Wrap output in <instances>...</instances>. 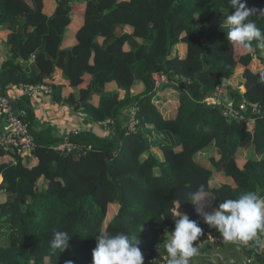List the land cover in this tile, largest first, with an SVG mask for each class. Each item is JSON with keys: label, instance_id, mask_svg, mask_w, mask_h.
Segmentation results:
<instances>
[{"label": "trees", "instance_id": "1", "mask_svg": "<svg viewBox=\"0 0 264 264\" xmlns=\"http://www.w3.org/2000/svg\"><path fill=\"white\" fill-rule=\"evenodd\" d=\"M246 4L264 9V0ZM232 11L228 0H0V40L9 52L0 95L45 86L55 103L90 119L68 138L80 149L67 154L54 150L62 138L50 128L31 130L30 97L12 101L26 113L36 147L29 156L0 148V264H92L96 236L105 231L137 237L147 263L155 246L166 250L176 201L204 228L195 243L220 237L189 202L199 186L212 211L247 192L264 198V48L253 41V51L236 57L224 23ZM250 19L264 32V16ZM41 50L53 61L35 57ZM150 71L152 81L162 76L177 92L171 112L155 104ZM237 72L242 83L231 87ZM217 87L236 109L245 99L256 111L225 117L211 100ZM126 108L134 112L133 132L119 120ZM97 125L108 133H96ZM209 148L216 154L197 162ZM239 151L250 154L241 167ZM109 206L117 209L106 223ZM56 230L72 236L61 253L50 248ZM256 238L264 248V230ZM246 248L247 264H264V255Z\"/></svg>", "mask_w": 264, "mask_h": 264}, {"label": "clouds", "instance_id": "2", "mask_svg": "<svg viewBox=\"0 0 264 264\" xmlns=\"http://www.w3.org/2000/svg\"><path fill=\"white\" fill-rule=\"evenodd\" d=\"M228 3L234 11L224 19L228 26L227 40L247 52L253 51V41H257V47L264 48V32L250 19L256 15L264 16V9L248 7L246 0H228ZM189 196V202L196 206V214L203 223L216 229L225 241L247 242L264 230V198L256 192H247L236 199H225L212 212L204 211L209 193L203 185ZM179 207L180 202L176 201L173 217L177 219L165 245L167 264H190L191 258L199 251L195 242L204 234L200 221L182 214L178 211ZM71 238L66 231H54L50 241L52 252L65 251ZM65 264H73V261L67 260ZM92 264H144V255L137 237L130 239L124 233L113 235L105 231L96 236Z\"/></svg>", "mask_w": 264, "mask_h": 264}, {"label": "built area", "instance_id": "3", "mask_svg": "<svg viewBox=\"0 0 264 264\" xmlns=\"http://www.w3.org/2000/svg\"><path fill=\"white\" fill-rule=\"evenodd\" d=\"M160 77L165 80L166 84L168 83L164 77ZM19 90L21 96H28L30 98L34 96L49 97V95L51 94V89L45 86L21 85L19 87ZM210 96L213 103H215L216 105L222 104L221 107L223 115L227 118H242V111H256L255 107H251V109L247 108L248 104L245 99L240 101L238 109H236V105L233 107L232 102L229 101L230 98L227 97L228 93L223 88L217 87ZM12 101L13 99L8 96L0 95V123H5V125H7L8 127L7 131H3L0 135V148L19 156H29L36 147L35 138L34 135L30 132L29 124L26 121V113L24 111L16 110L13 106ZM129 112V122L133 123L134 130L135 120L133 109H130ZM82 131H85V129H83ZM129 132L133 131L129 130ZM79 149L80 147H78L74 143L69 142L68 140H63L54 146V150L66 152L67 154ZM256 239L257 238L255 237L254 240H250L247 247L252 248L254 254L264 255V248H259L256 246ZM222 240V237L214 238L208 236L205 241L199 242L197 244L199 250L198 253H200L204 244L216 243ZM152 252L156 254V256L150 257L148 262H144V264H167L168 255L166 250L164 251L161 246H155ZM144 254L148 253L145 252Z\"/></svg>", "mask_w": 264, "mask_h": 264}, {"label": "crops", "instance_id": "4", "mask_svg": "<svg viewBox=\"0 0 264 264\" xmlns=\"http://www.w3.org/2000/svg\"><path fill=\"white\" fill-rule=\"evenodd\" d=\"M4 36L5 33L0 30V37ZM8 57V49L0 40V68ZM7 96L13 100L19 98L21 96L19 88L14 87L7 93ZM30 105L34 113L32 126L35 132H42L50 128L51 134L54 137L62 138L63 141L68 140L70 135L86 128V115L75 113L71 108L58 105L50 97L34 96L30 99ZM102 126L107 127L101 125L100 128ZM7 128L5 123H0V135L3 131H7ZM100 128L99 132L103 131ZM93 130L95 131V129ZM4 199L5 197L2 195L0 201H4ZM206 209L208 212H212L210 205L205 204L204 211ZM220 237L222 236L220 235ZM247 244L244 241L229 242L224 239L216 243L204 244L200 253L190 260V264H247L245 255Z\"/></svg>", "mask_w": 264, "mask_h": 264}, {"label": "rangeland", "instance_id": "5", "mask_svg": "<svg viewBox=\"0 0 264 264\" xmlns=\"http://www.w3.org/2000/svg\"><path fill=\"white\" fill-rule=\"evenodd\" d=\"M235 50H236V57L239 56V53L241 52V49L238 48L237 46H235ZM153 81L156 83V87L157 90L155 92V99H156V105L158 104H161V109H168L170 112L174 109L173 107L177 106L178 104V97H177V92L173 89V88H170V87H166V86H163L165 85V80L163 78H161L160 76H157V75H154L153 76ZM233 83L231 85V87H234V85H239L240 83H242V79H241V72H237L235 73V76H234V79H233ZM230 83V84H231ZM109 87H112V86H108L107 88ZM238 91L242 92V91H245V88L243 85H240L238 88ZM136 90H134L135 92ZM228 92V91H227ZM229 99L230 102L233 101V97L232 95L228 92V96H227ZM251 107H255L254 105H247V108L248 109H251ZM128 113L129 112V109L126 108L123 112H122V116L120 117V122L122 123V126L123 127H126L127 129H129L130 131H134L133 130V123H130L129 122V117H128ZM34 123V122H33ZM101 125H97L96 128H95V132L98 133L99 131V128H100ZM106 126V125H105ZM103 129L104 132H107L109 131L108 129V126L107 127H104L102 126V128H100V130ZM105 129V130H104ZM31 130L33 131V126L31 128ZM97 130V131H96ZM35 131V130H34ZM152 152L155 153V154H160L159 150L157 148H153L152 149ZM216 153L215 151L213 150V148H209L208 150L202 152L201 154H199L196 158L197 162H202V163H206V159L205 158H208V156H214ZM250 156V154L246 151H239V154H238V157H237V164L239 167H241L242 163ZM217 183L220 184L219 180L217 181ZM219 184H216V185H219ZM207 201L210 202V200L207 198ZM107 207V206H106ZM117 209V206H109L108 208V216H107V220H106V223L111 221L113 219V216L115 215V211ZM201 218V217H200ZM202 220V218H201Z\"/></svg>", "mask_w": 264, "mask_h": 264}, {"label": "water", "instance_id": "6", "mask_svg": "<svg viewBox=\"0 0 264 264\" xmlns=\"http://www.w3.org/2000/svg\"><path fill=\"white\" fill-rule=\"evenodd\" d=\"M96 47H97L96 44H94V45L92 46V50L94 51V50L96 49ZM38 55H44L47 61H53L52 57H51V56H50L45 50H41L40 52H38V53L35 55V57H37ZM53 63H55V62H53ZM24 66H27V64H24ZM135 74H136V76H137L136 71H135ZM150 74H151V71L147 74V79L150 81V84H151V91H153L154 88H155V86H156V84H155L154 81H152V80L150 79ZM84 102H85V101H84ZM84 102H81V106L84 105ZM85 120H86V122H85V126H88V125L90 124V119H89V117H88V116H85ZM257 194L259 195V193H257Z\"/></svg>", "mask_w": 264, "mask_h": 264}]
</instances>
